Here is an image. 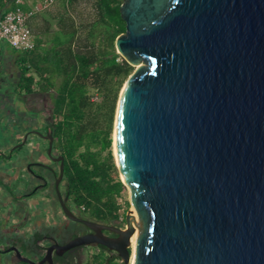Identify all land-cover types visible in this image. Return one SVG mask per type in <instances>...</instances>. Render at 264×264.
<instances>
[{"label":"water","instance_id":"obj_1","mask_svg":"<svg viewBox=\"0 0 264 264\" xmlns=\"http://www.w3.org/2000/svg\"><path fill=\"white\" fill-rule=\"evenodd\" d=\"M120 15L117 52L145 63L113 129L137 223L132 264H264V0H122ZM135 217L103 227L118 237L70 245L101 244L128 264Z\"/></svg>","mask_w":264,"mask_h":264},{"label":"trees","instance_id":"obj_2","mask_svg":"<svg viewBox=\"0 0 264 264\" xmlns=\"http://www.w3.org/2000/svg\"><path fill=\"white\" fill-rule=\"evenodd\" d=\"M30 4V0H0V22L8 11L28 10ZM81 4V0H57L30 17L29 29L30 19L41 18V24L30 29L35 35L33 48L21 51L2 41L0 61L8 45L19 69L14 94L50 97L47 128L64 157L72 200L95 219L125 223L128 188L112 150L119 94L134 71L115 47L116 38L126 31L122 0H92L87 19L79 18ZM109 264L117 262L112 259Z\"/></svg>","mask_w":264,"mask_h":264},{"label":"flooded vegetation","instance_id":"obj_3","mask_svg":"<svg viewBox=\"0 0 264 264\" xmlns=\"http://www.w3.org/2000/svg\"><path fill=\"white\" fill-rule=\"evenodd\" d=\"M5 93L0 96V110L16 118L22 117L25 130L16 144L7 149L5 145L0 146V161L4 165L0 168V264H7V259L11 264L21 262L15 248L23 257L36 258L37 264L47 251L54 264H109L110 260H117L118 253L101 244L70 245L79 238L97 236L99 232L107 237H118L114 230L103 227L125 229L126 221L122 224L100 221L72 200L64 174V157L49 139L50 97L30 95L16 99L11 90ZM31 119L32 128L29 127ZM26 134L28 137L23 141ZM31 134L38 135L42 141H29ZM29 144L32 149H28ZM22 172V185L11 189V182ZM65 208L78 220L71 218ZM84 221L93 222L97 229Z\"/></svg>","mask_w":264,"mask_h":264},{"label":"crops","instance_id":"obj_4","mask_svg":"<svg viewBox=\"0 0 264 264\" xmlns=\"http://www.w3.org/2000/svg\"><path fill=\"white\" fill-rule=\"evenodd\" d=\"M33 0H30L32 3ZM41 24V18L36 17L29 20L30 29L35 30L37 25ZM33 37L35 35L33 34ZM16 57L12 54L11 50H5L2 60L0 61V96L1 94H6L5 92L9 91L8 88L10 83L15 84L18 76V66L15 61ZM47 96V94H44ZM32 112V111H30ZM33 113H29V116H32ZM34 126V121L31 119L29 121V127ZM10 131L11 135L6 140L3 138L5 132ZM27 129V128H26ZM25 130V123H23V118H16L12 113L3 112L0 110V146H6V148L16 144L23 136ZM9 133V132H8ZM4 167L3 163L0 161V168ZM33 259V258H32ZM36 260V258H34ZM10 259H7V264H11Z\"/></svg>","mask_w":264,"mask_h":264},{"label":"built area","instance_id":"obj_5","mask_svg":"<svg viewBox=\"0 0 264 264\" xmlns=\"http://www.w3.org/2000/svg\"><path fill=\"white\" fill-rule=\"evenodd\" d=\"M56 1L34 0L28 10L16 7L8 11L0 22V42L4 41L21 51L32 49L34 42L31 31L27 26V21L35 14L49 9ZM117 262L118 264H126L121 257H118ZM128 264H131V261Z\"/></svg>","mask_w":264,"mask_h":264},{"label":"rangeland","instance_id":"obj_6","mask_svg":"<svg viewBox=\"0 0 264 264\" xmlns=\"http://www.w3.org/2000/svg\"><path fill=\"white\" fill-rule=\"evenodd\" d=\"M91 1L92 0H81V5L78 7V9H77V13L79 14V18H83V19H87L88 17H87V12H89V10H90V6H91ZM53 26H55L54 25V22H53ZM7 48L10 50V47L7 45ZM144 65H145V63H143ZM134 67V70H136V68H135V65L133 66ZM13 84H11L10 83V85H9V89L12 91L13 90ZM14 95V97L17 99L18 97H20L18 94H13ZM22 104V103H21ZM48 107H50V102H49V106ZM4 132H5V134H4V136H3V138L6 140L7 138H9V136L11 135V133H10V131H6V129L4 130ZM1 137V136H0ZM2 138V137H1ZM23 141H24V138H23ZM29 141H34V142H36V141H42L41 139H40V137L38 136V135H33V134H31L30 136H29ZM27 147H28V149H32V145L31 144H29V145H27ZM7 149V148H6ZM5 149V150H6ZM112 150H113V148H112ZM4 152V151H3ZM7 152V151H6ZM113 155H114V153H113ZM16 155H14V157H15ZM15 173H17V172H15ZM16 175V174H15ZM18 179H16V180H14V181H12L11 182V184H10V188L11 189H15V188H17L18 186L20 187V185H22L21 184V180H22V178H23V172L22 173H20V175L17 177ZM128 198H129V191H128ZM130 207H131V204H130ZM130 207H129V209H130ZM128 209V210H129ZM128 212V211H127ZM127 214V213H126ZM113 222H118L119 224H122V222H120V221H113ZM116 262H117V260H115ZM117 264H118V262H117Z\"/></svg>","mask_w":264,"mask_h":264},{"label":"bare ground","instance_id":"obj_7","mask_svg":"<svg viewBox=\"0 0 264 264\" xmlns=\"http://www.w3.org/2000/svg\"><path fill=\"white\" fill-rule=\"evenodd\" d=\"M144 62L141 61L139 64L135 65V68H139L141 65L144 66L143 64ZM113 153L114 156H116V150H115V134H114V138H113ZM128 188V187H127ZM130 213L135 217L134 211L132 209V206L130 207ZM135 221V232L132 234L131 236V247H132V257H131V264L133 262V258H134V254H135V247H136V241H137V235H138V231H137V223H136V217L134 219Z\"/></svg>","mask_w":264,"mask_h":264}]
</instances>
